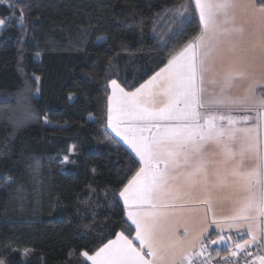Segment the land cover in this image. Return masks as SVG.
<instances>
[{
  "label": "trees",
  "instance_id": "1",
  "mask_svg": "<svg viewBox=\"0 0 264 264\" xmlns=\"http://www.w3.org/2000/svg\"><path fill=\"white\" fill-rule=\"evenodd\" d=\"M177 2L19 0L22 28L16 19L22 13L12 7L16 0H0L6 22L0 26L4 264H89L81 252H94L123 230L125 209L115 194L139 164L106 128L110 82L134 90L131 85L138 87L167 63L171 50L162 38L179 29L156 21L155 14ZM194 24L174 35V46L187 42ZM26 85L39 89L30 101ZM64 156L75 163L62 164ZM34 161L40 165L35 176L29 168Z\"/></svg>",
  "mask_w": 264,
  "mask_h": 264
},
{
  "label": "snow or ice",
  "instance_id": "2",
  "mask_svg": "<svg viewBox=\"0 0 264 264\" xmlns=\"http://www.w3.org/2000/svg\"><path fill=\"white\" fill-rule=\"evenodd\" d=\"M18 4L16 0L12 7L21 11V17L16 19L23 28L24 9ZM236 8L250 13L255 25L250 34L253 39L239 46L231 39L244 33L230 14ZM155 18L171 21L179 29L174 35L185 33L195 22L194 34L184 37L187 42L182 46L173 45L171 33L170 39L162 38L171 50V58L139 87L131 85L134 91H125L111 80L106 128L126 142L138 158L130 155L129 159L139 168L115 194L125 209L119 225L123 230L92 255L86 251L81 255L91 264H208V260L195 257L203 258L211 245H217L213 251L220 255L219 245H226L225 251L230 245L231 257L244 252L245 264H253L247 260L251 255L248 247H264V81H253L243 99L226 96L222 89L219 97L208 101L204 100L203 84L204 75L213 71L217 59L229 66L223 77L225 86L246 76L240 66L264 63V0H179L156 13ZM5 23L0 19V26ZM38 93L39 89L33 91L26 85L24 98L30 101ZM237 104L255 115H232L219 110ZM209 145L215 147L219 158H208L205 149ZM69 153H75L74 147L69 148ZM237 155L239 163L230 167ZM246 155L255 160L251 168L243 167ZM61 163L75 161L64 156ZM209 166L214 169V181L209 179ZM39 167V161L29 165L33 176ZM17 190L22 193L23 186ZM197 190L205 194L202 199L193 196ZM224 190H228L225 199L231 200L232 213L221 218L213 215L209 220L212 193ZM201 205L203 227L192 233L190 224ZM224 227L244 230L237 231V240H233L220 234ZM209 229L215 239L206 235ZM132 233L139 246L129 238ZM197 241L199 251L193 252ZM256 261L264 264V256L257 255Z\"/></svg>",
  "mask_w": 264,
  "mask_h": 264
},
{
  "label": "crops",
  "instance_id": "3",
  "mask_svg": "<svg viewBox=\"0 0 264 264\" xmlns=\"http://www.w3.org/2000/svg\"><path fill=\"white\" fill-rule=\"evenodd\" d=\"M230 14L235 16L236 26H238V27L242 26L244 28V33L242 36L234 35L231 38L233 43H235L236 45L239 46L241 43L250 42L253 39V37L250 34L252 33L253 28L255 26L251 14L244 11L242 8H236V9L232 10ZM223 47L227 48L228 45L225 44V45H223ZM240 67L242 68V70H244L246 72V76L244 78H235L232 80L230 86H225L224 81H223V77H224V73L229 69V66L226 63L217 59L215 64L213 65V71L206 73L204 75V84H203L204 100L208 101L210 99L219 97L221 95L222 89H223V94L226 96L232 97L233 99H243L245 96L248 95L249 85L253 81H256V80L264 81V63H261L258 61L257 63H255L251 67H246V66H240ZM213 80H215L216 83H212L211 81H213ZM118 84L121 87H123L119 82H118ZM134 90H130V91H134ZM125 91H129V90L125 89ZM255 92H256L257 96L260 95V87L259 86L256 87ZM111 96H112V86H111V82H110L109 107H110V97ZM157 103L159 104V100L157 101ZM244 107H246V106H241V105L237 104V105L230 106L229 108H220L219 110L224 112L225 114H228L229 112H231L232 115H249V116L255 115V113L252 111H244L243 110ZM251 123H252V121H249V124H251ZM109 130L116 136L115 132H113L110 127H109ZM116 137L131 151L130 147L126 144V142H124L122 140L121 137H118V136H116ZM238 150L239 149L237 146V152H238ZM205 151H206V154L210 160L219 158L218 153H217L214 146H212V145L207 146ZM239 161H240V156L237 155L235 160L232 162V165H229V166L231 167L235 164H238ZM254 164H255V160L250 155H246L244 157V162H243L244 168H251L252 166H254ZM213 172H214V169L211 166H209L208 174H209V179L211 181L215 180V176L213 175ZM204 195H205L204 193H202L198 190L193 193V196L196 199H202L204 197ZM227 195H228V190L214 191L212 193V211H211V213L208 214L209 220H211L213 215L216 218H221V217L231 215L233 205H232L231 200L225 199V197ZM203 216H204V210H203V206L201 205V206H199V211L194 215V217L191 221V224H190V230L192 233L198 232L201 229V227H203V221H202ZM243 230H244L243 228L242 229H236V228L229 229L228 227H224L223 232L220 234L226 235V236H231L233 240H237V236H236L237 231H243ZM182 231L183 230L181 229V232ZM217 232H219V230H217ZM125 235H127V234L125 233ZM206 235H212L213 239L216 238L215 234L212 233L211 229L208 230V233H206ZM129 238L133 239V242L137 243V245H138V242L135 241V239H134V234L132 237L129 236ZM245 238H247V237H245ZM111 239H115V236ZM105 243H107V241ZM102 246L103 245H101L100 247H102ZM251 246H255V245H251ZM192 251L193 252L199 251V241H197V246L195 249H192ZM82 252H85V251H82ZM88 253H89V255H92L94 252H92V253L88 252ZM205 255H207V251L205 252ZM205 255L203 258L195 257V259L196 260L204 259ZM80 256L83 260H85V258L81 254H80ZM262 256H264V254ZM87 262H89V264H91L90 261H87ZM253 264H258V261H256V259H255L253 261Z\"/></svg>",
  "mask_w": 264,
  "mask_h": 264
},
{
  "label": "built area",
  "instance_id": "4",
  "mask_svg": "<svg viewBox=\"0 0 264 264\" xmlns=\"http://www.w3.org/2000/svg\"><path fill=\"white\" fill-rule=\"evenodd\" d=\"M217 245H211L207 249V255H205L206 260H208V264H245V253L240 252L236 257H231V247L228 245V251H225V245H219L220 247V255H216L213 249H215ZM251 255L247 256L248 261H254L257 255L264 254V247L258 248L257 245L249 246L247 249ZM209 257H211L209 259Z\"/></svg>",
  "mask_w": 264,
  "mask_h": 264
},
{
  "label": "rangeland",
  "instance_id": "5",
  "mask_svg": "<svg viewBox=\"0 0 264 264\" xmlns=\"http://www.w3.org/2000/svg\"><path fill=\"white\" fill-rule=\"evenodd\" d=\"M2 186L0 185V188H1ZM30 253V250H28L27 252H26V256L28 255Z\"/></svg>",
  "mask_w": 264,
  "mask_h": 264
}]
</instances>
